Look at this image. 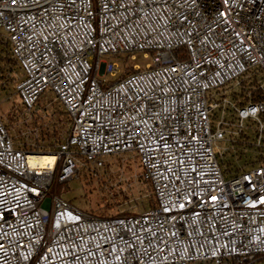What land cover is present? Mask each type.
<instances>
[{
	"label": "built area",
	"instance_id": "2783aa9c",
	"mask_svg": "<svg viewBox=\"0 0 264 264\" xmlns=\"http://www.w3.org/2000/svg\"><path fill=\"white\" fill-rule=\"evenodd\" d=\"M0 47L22 75L0 69V89L16 84L28 112L50 90L70 120L47 150L17 146L0 117V264H255L264 255V101L248 94L239 106L225 93L264 73V0H0ZM139 53L151 61L116 80L121 56ZM248 120L254 143L242 139ZM222 142L263 158L227 172L224 155L238 151ZM31 156L55 160L33 166ZM123 156L140 162L155 207L100 218L54 191Z\"/></svg>",
	"mask_w": 264,
	"mask_h": 264
},
{
	"label": "rangeland",
	"instance_id": "374dc122",
	"mask_svg": "<svg viewBox=\"0 0 264 264\" xmlns=\"http://www.w3.org/2000/svg\"><path fill=\"white\" fill-rule=\"evenodd\" d=\"M115 60L118 61L119 59L117 58ZM150 61V58H144L143 55L139 53L135 58L128 57L126 59V66L135 71V65L144 68ZM119 64L122 66V60H119ZM1 66H3L2 61L0 62V67ZM13 71L17 78L22 76L17 66H14ZM120 74H122V70ZM257 79L260 84L264 86V73H259ZM4 90L5 92L0 91V116L4 123L8 125L10 129L9 133L15 140L17 146H19V143L23 144L24 142L28 146H31L40 141L41 132L37 131L39 132L38 138L32 135L34 128L31 127L30 123L33 122V115H39L49 123H52L53 119L62 120L65 128L62 132V137L66 136L67 130L69 129V123L66 121H68L69 117L64 107L56 100V95L52 91H45L40 98L41 104L35 107L34 110L28 112L21 107L20 98L16 94V84H12L10 88ZM239 91L240 86L235 82L230 83L225 89L226 96L232 101L233 93H238ZM229 111V119H231L233 116ZM10 114H13L15 118V121L12 123L9 120ZM243 130L245 135H242L243 141L245 137L248 136L249 139L247 138L246 141L249 140V143H254L256 139V124L251 120L245 121ZM16 139L17 141L19 140V143ZM43 144L44 142L42 141L41 145ZM247 146L246 144L233 146L228 142L220 143L221 149L235 147L238 153L244 152L242 157L236 160V163L241 166L244 164L246 158L254 156L250 151L252 147ZM232 153H234V151L227 152L223 160L225 162L232 160ZM119 159V165L116 163V166L112 169L111 175L109 173L107 175L103 170L94 172L93 174H88V171L81 170L76 177L68 182V184H59L55 187L54 191L57 190V193L61 194L65 201L70 202L75 207L93 216L99 217L103 213L110 216L116 215L117 213L121 215V213L125 211L134 214L142 213L148 209V199L150 198L149 192H145L141 188L142 182L140 174H142L143 168L135 157L123 156L119 157ZM113 161L117 162V160ZM114 176L115 178L112 179ZM124 192L131 195L130 201H125L120 207L111 206L109 208L107 202L110 201L114 204L116 201H123L121 196ZM103 196L107 197V200L103 201ZM255 264H264V259Z\"/></svg>",
	"mask_w": 264,
	"mask_h": 264
},
{
	"label": "trees",
	"instance_id": "16d2710c",
	"mask_svg": "<svg viewBox=\"0 0 264 264\" xmlns=\"http://www.w3.org/2000/svg\"><path fill=\"white\" fill-rule=\"evenodd\" d=\"M5 49L3 47H0V62H3V66L0 67L1 71L3 74H6V72L8 71H13L14 66H16V64L14 63L13 60H11L8 52H6L4 54ZM129 57V55H125V56H121V60H122V66H123V71L122 74L116 79H120L122 77H125L127 75H130L132 73H134L135 71L132 70V68H128L126 66V59ZM14 72V71H13ZM4 76V75H3ZM260 84L257 82V79L255 77H245L240 81V91L234 92L233 93V101L239 105V106H243L245 104V101L248 99V94H250V96L252 97V99L256 100V101H264V91L262 90V88L259 86ZM0 91H4V88H1ZM244 97V98H243ZM41 102L40 100L37 103V106L40 105ZM36 106V107H37ZM22 109L24 110V106L21 105ZM1 117V116H0ZM33 122H31V127L33 128H38L39 132H41L40 134V141H38V144L41 145L42 141L44 142L43 146L44 148L48 149H54L56 144L61 142L63 137H62V132L64 131V123H62V120H58V119H53L52 123H49L48 121H46L45 119H43L41 116H36L33 115ZM2 119V117H1ZM9 120L12 122L15 121L14 115L10 114L9 115ZM3 121V119H2ZM66 121V120H65ZM70 124V120L68 119V121H66ZM4 126L6 127V129L9 131L10 129L8 128V125L4 123ZM52 125V127H51ZM10 132V131H9ZM68 132V130H67ZM246 139L249 138L248 136L245 137ZM17 141V139H16ZM19 143V140L17 141ZM24 147L27 146V144L24 142L23 143ZM248 147V146H247ZM252 147L250 149V151L254 154V156L250 157V158H246V160L244 161V164L241 166L239 164L236 163V160L240 159L242 157V155L244 154V152H240L237 154L236 153H232V160H228L226 162H224V164L227 167V172H239L241 170H245L247 168L253 167L255 165H257L260 160L263 158L259 152L263 151L255 148L254 146H250ZM137 159V158H136ZM113 160H117V162L113 161ZM120 160L119 157H115L114 159L111 158L109 159L105 166L100 169L101 171L103 170L105 173H108L111 175L112 173V169L116 166V163H118ZM138 161V159H137ZM139 162V161H138ZM140 163V162H139ZM119 165V163H118ZM98 170V171H100ZM97 172V171H96ZM88 174H93V172L88 171ZM114 177H112V179H114ZM141 188L142 190H144L145 192H149L150 198L148 199V209H151L153 207L156 206V198L154 197L153 193H152V187L151 185L142 180L141 179ZM65 184H68V182H66ZM122 199L123 201H116L114 204H112V202L108 201V207L110 208L111 206H118L120 207L121 205H123V203L125 201H130L131 199V195L124 192V194H122ZM119 198V197H117ZM103 201L107 200V197H102ZM145 210V211H147ZM144 211V212H145ZM134 213L132 212H123L121 213V215L119 213H117L116 215H108L103 213L101 216H99L100 218H112V217H117V216H125V215H132ZM98 217V216H97ZM264 259V255L263 256H259L257 263H259L261 260Z\"/></svg>",
	"mask_w": 264,
	"mask_h": 264
},
{
	"label": "bare ground",
	"instance_id": "6f19581e",
	"mask_svg": "<svg viewBox=\"0 0 264 264\" xmlns=\"http://www.w3.org/2000/svg\"><path fill=\"white\" fill-rule=\"evenodd\" d=\"M54 160L55 159L53 157H48V156H31L30 163L33 166L38 164L45 166L48 162L53 163Z\"/></svg>",
	"mask_w": 264,
	"mask_h": 264
}]
</instances>
